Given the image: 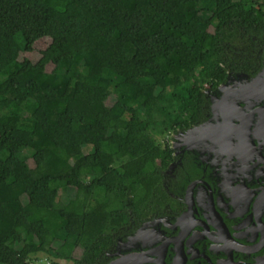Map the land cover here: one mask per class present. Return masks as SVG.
<instances>
[{
    "label": "trees",
    "instance_id": "obj_1",
    "mask_svg": "<svg viewBox=\"0 0 264 264\" xmlns=\"http://www.w3.org/2000/svg\"><path fill=\"white\" fill-rule=\"evenodd\" d=\"M263 48L264 0H0V264H91L161 212L169 137Z\"/></svg>",
    "mask_w": 264,
    "mask_h": 264
},
{
    "label": "flooded vegetation",
    "instance_id": "obj_2",
    "mask_svg": "<svg viewBox=\"0 0 264 264\" xmlns=\"http://www.w3.org/2000/svg\"><path fill=\"white\" fill-rule=\"evenodd\" d=\"M261 51L256 72H230L207 91L210 112L204 121L172 133L174 157L163 172L169 200L161 212L133 224L91 264H264ZM209 119L212 124L196 131L192 142L184 138Z\"/></svg>",
    "mask_w": 264,
    "mask_h": 264
},
{
    "label": "rangeland",
    "instance_id": "obj_3",
    "mask_svg": "<svg viewBox=\"0 0 264 264\" xmlns=\"http://www.w3.org/2000/svg\"><path fill=\"white\" fill-rule=\"evenodd\" d=\"M47 48V43L44 40H39L37 42V49L39 50H45ZM49 55L45 54V55H41L39 54V58L37 59V64L30 68L26 73H24L18 80V87L22 88L23 85L28 82L30 79H32L36 73L40 70H43L46 62L48 61ZM172 102V101H171ZM170 102V103H171ZM2 120V118L0 117V121ZM23 132V131H20ZM171 137V136H170ZM169 137V138H170ZM15 138L17 139V141L19 143H25V144H29L31 143L30 140L28 139V136L25 133H15ZM163 140V139H161ZM52 160V157H51ZM74 192L72 190L69 191L67 196H61V198H57L59 199L56 202V206L59 209L64 208L68 198H70L71 196H73ZM88 194V192H87ZM26 223L25 217L23 216V214H18L15 218H6L4 220V228L5 230L8 232L9 235L15 236L16 238H19L18 232L16 230L13 229L12 225H24ZM38 258H43V259H49L51 261L55 260L58 262V264H72V261L69 259H64V258H53L45 253H40L38 255Z\"/></svg>",
    "mask_w": 264,
    "mask_h": 264
},
{
    "label": "water",
    "instance_id": "obj_4",
    "mask_svg": "<svg viewBox=\"0 0 264 264\" xmlns=\"http://www.w3.org/2000/svg\"><path fill=\"white\" fill-rule=\"evenodd\" d=\"M257 79H258V78H257ZM220 88H221L222 90L225 89V88H226V87H225V84L221 85ZM212 101H213V99H212ZM217 107H218V103H217V104H216V103H213V104H212V110H213L214 112H216ZM206 123H207V124H205V126L203 125L201 128H200V127H193V128H190V129L184 134V138H190V140H191V142H192V139L195 137L194 135H195L196 131H199L200 129H202V128H206V127H208L209 125H211V124H212V119H209ZM188 136H189V137H188Z\"/></svg>",
    "mask_w": 264,
    "mask_h": 264
},
{
    "label": "built area",
    "instance_id": "obj_5",
    "mask_svg": "<svg viewBox=\"0 0 264 264\" xmlns=\"http://www.w3.org/2000/svg\"><path fill=\"white\" fill-rule=\"evenodd\" d=\"M29 264H53V262L49 259L37 258L33 261H30Z\"/></svg>",
    "mask_w": 264,
    "mask_h": 264
}]
</instances>
